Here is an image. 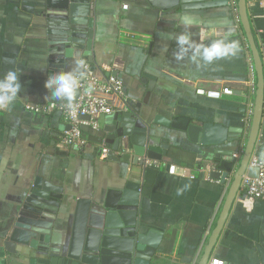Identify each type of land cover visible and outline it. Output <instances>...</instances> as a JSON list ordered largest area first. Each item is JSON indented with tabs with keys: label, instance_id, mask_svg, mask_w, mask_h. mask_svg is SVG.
I'll return each mask as SVG.
<instances>
[{
	"label": "crops",
	"instance_id": "0c3cea01",
	"mask_svg": "<svg viewBox=\"0 0 264 264\" xmlns=\"http://www.w3.org/2000/svg\"><path fill=\"white\" fill-rule=\"evenodd\" d=\"M246 2L264 78V0ZM44 11L45 0H0V77L16 70L22 86L14 104L0 110V264L27 263L6 252L1 239L37 178L62 195L55 223L65 238L77 198L102 200L108 189L136 184L137 219L159 229L151 264H197L232 182L231 175L224 184L212 176L222 173L213 161L224 157L219 151L238 152L246 134L245 82L249 60H254L242 25L234 22L226 0H191L168 10L152 7L146 0L94 1L92 61H84L104 77L113 75L122 81L123 95H105L111 113L131 106L139 111L137 124L167 140V153L158 160L162 167L157 169L144 168L139 161L107 160L89 140L82 150L59 148L58 141L69 128L61 114L24 110L25 102L60 101L47 98L49 90L44 86L50 74ZM184 13L197 20L190 29L194 40L208 43L227 36L239 42V51L207 65L197 66L187 57L175 60L174 37L184 31L178 18ZM78 59L64 70L74 68ZM222 87L231 88L233 94L213 99L196 93L198 88ZM106 115L98 117L97 128ZM156 116H186L197 124L218 123L242 132H230L237 140L204 146L191 142L185 131L155 123ZM254 151L264 159V109ZM182 164L193 178L181 173ZM170 165L178 167L174 174L168 172ZM178 189L182 195H177ZM211 257L225 264H264V199L249 198L238 190Z\"/></svg>",
	"mask_w": 264,
	"mask_h": 264
},
{
	"label": "water",
	"instance_id": "95a60500",
	"mask_svg": "<svg viewBox=\"0 0 264 264\" xmlns=\"http://www.w3.org/2000/svg\"><path fill=\"white\" fill-rule=\"evenodd\" d=\"M94 1L45 0L49 75L65 71L73 59L92 61ZM146 1L152 7L168 10L191 0ZM238 7L256 70L254 109L240 159H233L232 151H219L224 157L213 161L222 173H213L212 176L220 177L224 184L231 175L232 182L216 227L197 264H207L211 257L232 201L239 190L242 175H258V168L249 166V159L256 147L264 109L263 65L252 38L246 0H238ZM127 107L128 111L118 110L106 115L99 128L81 126L83 134L93 143L110 146L105 156L107 160L133 164L138 163L139 157L161 160L167 153V140L152 134L147 126L137 124L139 111L131 106ZM80 118L89 120L87 115ZM154 122L185 131L191 142L204 146L237 140L230 132H242V129L228 128L218 123L197 124L186 116H156ZM137 190L136 184L127 183L122 190H106L102 200L77 198L71 213L68 238H65L64 232L55 223L61 209L62 195L55 186L42 185L37 178L21 202L10 230L1 239V245L6 252L26 260V264H151L150 260L156 252L160 237L159 229L137 219Z\"/></svg>",
	"mask_w": 264,
	"mask_h": 264
},
{
	"label": "built area",
	"instance_id": "2783aa9c",
	"mask_svg": "<svg viewBox=\"0 0 264 264\" xmlns=\"http://www.w3.org/2000/svg\"><path fill=\"white\" fill-rule=\"evenodd\" d=\"M228 4L234 22L237 25H241V19L239 15L238 0H226ZM127 6L123 5L122 9H126ZM85 77L80 83V87L77 90V95L71 102V106L66 101H52L45 103H31L25 102L23 108L25 111L35 115H48L52 112L58 111L64 121L69 125V128L58 141L59 148H73L75 150H82L87 147L90 142L85 137L81 130V126H89L96 129L97 119L101 115L110 114L112 107L105 95H123L122 81L113 75L104 77L101 73L97 72L94 68L85 62ZM256 70L254 62L250 58L248 66V74L245 82L247 92L245 93V139L241 142V146L238 152L232 154L233 159H240L244 152L246 138L249 133L251 118L254 109V99L256 93ZM91 86V92L87 89ZM198 95H202L208 98L221 99L224 96H230L233 94V90L229 87H222L220 89H203L198 88L196 90ZM89 116V120H83L80 116ZM97 148L101 150V156H106L109 149L104 144H97ZM139 162L144 168H161L162 163L158 160L148 159L145 157H139ZM249 166L258 168L257 177H250L243 174L240 181L239 189L245 192L249 198L264 199V159L261 158L255 151L252 153L249 159ZM178 167L176 165L168 166V172L174 174ZM181 173L190 178L194 176L189 174V168L184 164L180 166ZM207 264H225L222 260L210 257Z\"/></svg>",
	"mask_w": 264,
	"mask_h": 264
},
{
	"label": "clouds",
	"instance_id": "9594fccd",
	"mask_svg": "<svg viewBox=\"0 0 264 264\" xmlns=\"http://www.w3.org/2000/svg\"><path fill=\"white\" fill-rule=\"evenodd\" d=\"M179 21L184 27V31L175 35L176 50L173 57L177 61L184 60L186 57L197 66L203 64H212L214 61L225 59L236 55L239 51V42L230 40L227 36L218 39H212L208 43L204 39L197 41L192 38L190 29L197 24L194 16L187 13L179 15ZM218 35V34H217ZM168 39H173L171 35ZM164 51H167V45H164ZM75 67L66 70L54 72L48 75L45 81V88L49 90L47 98L68 102L71 106L81 81L85 77V61L78 59L74 61ZM20 73L16 70H8L0 77V110L10 108L16 101L21 92L22 86L19 80ZM89 86L87 91L91 92ZM183 190L178 189L177 195H182Z\"/></svg>",
	"mask_w": 264,
	"mask_h": 264
}]
</instances>
